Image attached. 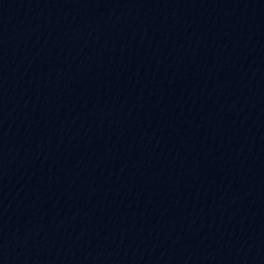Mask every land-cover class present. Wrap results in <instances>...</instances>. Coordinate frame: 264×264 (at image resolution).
<instances>
[{
    "label": "water",
    "instance_id": "obj_1",
    "mask_svg": "<svg viewBox=\"0 0 264 264\" xmlns=\"http://www.w3.org/2000/svg\"><path fill=\"white\" fill-rule=\"evenodd\" d=\"M0 264H264V0H0Z\"/></svg>",
    "mask_w": 264,
    "mask_h": 264
}]
</instances>
